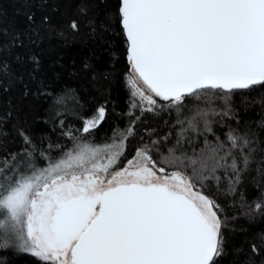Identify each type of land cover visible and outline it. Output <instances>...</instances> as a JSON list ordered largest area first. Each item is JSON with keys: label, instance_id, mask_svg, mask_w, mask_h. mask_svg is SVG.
<instances>
[{"label": "snow or ice", "instance_id": "1", "mask_svg": "<svg viewBox=\"0 0 264 264\" xmlns=\"http://www.w3.org/2000/svg\"><path fill=\"white\" fill-rule=\"evenodd\" d=\"M118 15L130 109L175 110L179 117L189 99L221 100L219 114L231 117L234 93L264 86V0H119ZM63 103L64 97L55 101ZM214 114L197 106L177 119L175 143L150 131L128 158L131 126L103 143L86 138L106 117L100 106L83 117L79 135L62 133L73 143L58 158L49 155L52 145L41 146L43 167L33 160L37 146L21 131L29 146L24 153L0 156V247L44 264H217L225 221L205 189L226 180L235 192L253 149L248 133L229 128L226 140L205 137V148L189 154L186 133L202 122L213 134ZM262 250L264 237L252 244L253 253Z\"/></svg>", "mask_w": 264, "mask_h": 264}, {"label": "trees", "instance_id": "2", "mask_svg": "<svg viewBox=\"0 0 264 264\" xmlns=\"http://www.w3.org/2000/svg\"><path fill=\"white\" fill-rule=\"evenodd\" d=\"M118 6L119 0H0V156L24 153L29 146L20 135L23 131L37 146V165L46 163L39 155L41 146L47 150L52 145L49 155L58 158L61 148L67 150L73 143L62 133L72 130L79 135L83 117L104 106V121L86 138L103 143L114 130L131 126L134 134L126 153L131 158L150 131L175 143L178 118L190 117L197 106L214 108L217 114L209 116L213 134L203 131L202 122L199 131H188L183 144L188 153L204 149L205 137L213 144L217 137L226 140L229 128L248 133L253 149L235 192L228 190L226 180L205 189L220 205L225 221V250L217 264H264V250L252 252V244L259 246L264 237V210L255 209V204H264V86L234 93L231 117L219 114L224 109L221 100L208 105L189 99L179 117L175 110L141 114L130 109L127 46ZM59 97L64 103L56 105ZM0 264L44 262L0 247Z\"/></svg>", "mask_w": 264, "mask_h": 264}, {"label": "rangeland", "instance_id": "3", "mask_svg": "<svg viewBox=\"0 0 264 264\" xmlns=\"http://www.w3.org/2000/svg\"><path fill=\"white\" fill-rule=\"evenodd\" d=\"M128 77L129 76H127L126 77V81L128 80ZM127 87H128V89H129V92H130V88H129V86H128V83H127ZM130 94H131V92H130ZM71 148V147H70ZM38 167H43V166H45V164H43V165H37ZM121 167L123 166V163H121V165H120ZM10 248H12V249H14V250H17V251H19L17 248H15V247H13V246H9ZM37 258V257H36Z\"/></svg>", "mask_w": 264, "mask_h": 264}]
</instances>
